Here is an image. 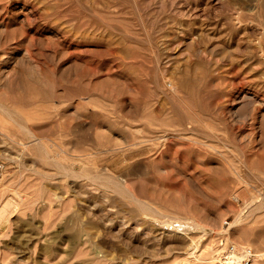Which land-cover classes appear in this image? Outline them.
<instances>
[{"label":"rangeland","instance_id":"obj_1","mask_svg":"<svg viewBox=\"0 0 264 264\" xmlns=\"http://www.w3.org/2000/svg\"><path fill=\"white\" fill-rule=\"evenodd\" d=\"M261 102L264 0H0V264H264Z\"/></svg>","mask_w":264,"mask_h":264},{"label":"built area","instance_id":"obj_2","mask_svg":"<svg viewBox=\"0 0 264 264\" xmlns=\"http://www.w3.org/2000/svg\"><path fill=\"white\" fill-rule=\"evenodd\" d=\"M3 164L0 163V174L3 171ZM220 246L222 247L221 257L225 260V263L229 261H236V256L240 255L241 260L238 261V264H249L254 260L256 254L249 248H244L242 250L238 249L237 246L233 244L225 243L223 240L220 242ZM237 263V262H235ZM230 264V263H229ZM232 264V263H231Z\"/></svg>","mask_w":264,"mask_h":264},{"label":"bare ground","instance_id":"obj_3","mask_svg":"<svg viewBox=\"0 0 264 264\" xmlns=\"http://www.w3.org/2000/svg\"><path fill=\"white\" fill-rule=\"evenodd\" d=\"M260 44V43H259ZM262 46V45H261ZM260 46V47H261ZM261 49V48H260ZM262 50V49H261ZM261 103H263V102H261ZM264 104V103H263ZM257 106V105H256ZM5 204V203H4ZM3 204V205H4ZM3 208V209H2ZM1 209H0V219L3 217V215H4V213L6 212V209H7V206H3ZM7 225V224H6ZM211 254H212V252H211ZM212 256V255H211ZM216 256V255H215ZM235 259H237L236 261H229V262H227V264H229V263H233L234 262V264H235V262H237V264H238V261H240L241 260V257L240 256H236V258Z\"/></svg>","mask_w":264,"mask_h":264}]
</instances>
